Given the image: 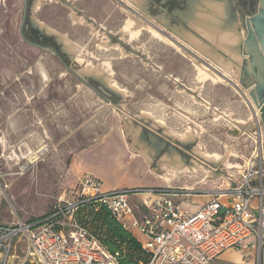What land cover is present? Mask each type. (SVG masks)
Segmentation results:
<instances>
[{"label": "rangeland", "instance_id": "374dc122", "mask_svg": "<svg viewBox=\"0 0 264 264\" xmlns=\"http://www.w3.org/2000/svg\"><path fill=\"white\" fill-rule=\"evenodd\" d=\"M5 1L0 0V220L42 217L91 176L104 192L197 190L196 203L184 205L191 211L208 199L205 192L241 182L264 136L259 111L235 85L246 5L210 0L222 9L220 37L228 38L218 44L192 21L202 0H171L170 5L167 0H107L108 12L97 16L91 10L78 15L60 0H35L32 21L52 34L48 40L60 38L64 63L52 49L21 36L23 0H7L8 6ZM86 1L95 2H75L84 8ZM132 17L140 20L139 36L126 29ZM213 155H220L219 162ZM176 157L183 161L181 171L164 170L163 164ZM139 195L135 202L144 197ZM132 221L131 216L123 220ZM132 232L144 240L139 229Z\"/></svg>", "mask_w": 264, "mask_h": 264}, {"label": "built area", "instance_id": "2783aa9c", "mask_svg": "<svg viewBox=\"0 0 264 264\" xmlns=\"http://www.w3.org/2000/svg\"><path fill=\"white\" fill-rule=\"evenodd\" d=\"M25 173V172H23ZM0 172V208L4 196ZM236 187L208 191L209 199L191 211L197 190L181 187L124 188L104 192L91 176L74 195L60 198L49 212L28 222L0 220V264H120L119 252L107 249L78 218L84 204L104 205L132 231L145 234L141 264H211L226 250L264 264V136L246 162ZM203 192V193H204ZM139 194L140 202L133 199ZM140 196V195H139ZM131 216L132 223L123 222Z\"/></svg>", "mask_w": 264, "mask_h": 264}, {"label": "water", "instance_id": "95a60500", "mask_svg": "<svg viewBox=\"0 0 264 264\" xmlns=\"http://www.w3.org/2000/svg\"><path fill=\"white\" fill-rule=\"evenodd\" d=\"M257 4L256 11L245 18L246 32L240 46L242 58L238 85H235L248 92L259 110L264 132V0H258Z\"/></svg>", "mask_w": 264, "mask_h": 264}, {"label": "trees", "instance_id": "16d2710c", "mask_svg": "<svg viewBox=\"0 0 264 264\" xmlns=\"http://www.w3.org/2000/svg\"><path fill=\"white\" fill-rule=\"evenodd\" d=\"M79 212L81 221L85 220L83 215L89 218L86 223L101 243L110 251L120 253V264H141L148 261V254L142 248V242L132 231L124 228L104 205L96 209L95 204L87 203Z\"/></svg>", "mask_w": 264, "mask_h": 264}, {"label": "flooded vegetation", "instance_id": "af4514ba", "mask_svg": "<svg viewBox=\"0 0 264 264\" xmlns=\"http://www.w3.org/2000/svg\"><path fill=\"white\" fill-rule=\"evenodd\" d=\"M34 1L35 0H23L22 1V8L20 10L21 13L19 14V17H18L22 21L21 25H20L22 27L20 29L21 36L24 37V40L26 42L30 43L31 45H34L37 47L42 46V47H45L48 49H52L55 52V54H57L62 59V61L65 63L64 50L61 48L62 42L60 41V38H58L54 42L48 40L49 38L52 37L49 35H52V34L47 32V29L45 27H41L32 21V10H31V8L33 6ZM75 1L76 0H60V2H63L64 5H66V7L75 11L78 15H82L87 10L88 11L91 10L93 12V14L97 16L98 14H100V12L101 13H103V11L108 12V9H109L107 0H104V1L100 0L99 2H98V0H95V2L90 1L89 3H87V1H86L84 8L81 7V5L80 6L76 5ZM167 1H168L167 5H170L171 0H167ZM253 1L254 0H238L239 4L246 5L247 15L252 14L251 6H252ZM152 2L156 3V0H152ZM9 4H10V2H8L6 0L5 5L8 6ZM70 4L72 5V7L70 6ZM229 6L227 5V10H228ZM129 8H131V7H129ZM229 10H230V7H229ZM229 10H228V16H229V19L231 21L232 20V18H231L232 13H229L230 12ZM134 12L139 14V12H137L136 10H134ZM139 15L141 16V14H139ZM247 15H245V18L247 17ZM7 18L8 19L13 18L12 12L10 14H8ZM89 19L91 20V22L96 27H100V28L104 27V26L100 25L95 18L90 17ZM183 20L185 21V19H183ZM98 79H96V80H98ZM98 82L101 83V81H99V80H98Z\"/></svg>", "mask_w": 264, "mask_h": 264}, {"label": "bare ground", "instance_id": "6f19581e", "mask_svg": "<svg viewBox=\"0 0 264 264\" xmlns=\"http://www.w3.org/2000/svg\"><path fill=\"white\" fill-rule=\"evenodd\" d=\"M194 22H197L198 24L200 23L202 26H199L198 28H204L203 30H205L207 33H210L211 37H212V40L215 41V43H218V44H224L228 38L226 39L225 37H220L221 34H220V29L223 27L224 25V21H223V12H222V9L217 6V5H214L210 0H202L197 9H196V14L195 16L193 17V20ZM126 29L130 32V34L133 35V37L135 35L139 36L138 32L140 31L141 29V23H140V20H138L136 17H132L131 18V22H128L127 24V27ZM142 31V30H141ZM132 37V38H133ZM237 37V36H236ZM235 37V38H236ZM230 38V37H229ZM232 38V37H231ZM238 38V37H237ZM132 40V39H131ZM198 41V40H197ZM241 42H239V44L237 45L236 49L238 48V53L240 54L241 58H242V54L240 53V46L242 44V40H240ZM191 42V41H190ZM231 42V41H230ZM193 44H197L198 46H201L199 45L198 43L194 42L193 41ZM192 45V43H191ZM67 47L69 50L71 51H78L80 50L79 47H75L74 46H70L67 44ZM72 47H74V49H72ZM232 48H234V46H232ZM231 48V49H232ZM241 62V60H240ZM40 70L42 72V74L44 75L45 79L48 80L49 78V75L47 74L45 68L41 65L40 66ZM227 74V73H226ZM222 76L224 77H227L224 73H222ZM220 77V76H219ZM221 78V77H220ZM237 90H240L239 88H237ZM247 92V91H246ZM241 93V92H240ZM248 93V92H247ZM245 97V96H244ZM246 100V98H245ZM257 109V108H256ZM258 110V109H257ZM259 111V110H258ZM143 153H146L144 151H142ZM153 153V152H152ZM150 154V153H149ZM150 156V155H149ZM147 157V156H146ZM151 158V157H150ZM168 159V158H167ZM211 159L213 161H217L219 162V159H220V155H213L211 157ZM165 160V159H164ZM169 163V162H167ZM171 164V163H170ZM164 168V170H168L169 172H180L184 166H183V161L180 157H176L173 161H172V164L171 165H165L163 164L162 166ZM175 168H177L176 170H174ZM188 169V168H187ZM187 169L185 170H182V171H186ZM209 176H213L214 175V172L213 171H208V174ZM167 180H169V178H167Z\"/></svg>", "mask_w": 264, "mask_h": 264}, {"label": "crops", "instance_id": "0c3cea01", "mask_svg": "<svg viewBox=\"0 0 264 264\" xmlns=\"http://www.w3.org/2000/svg\"><path fill=\"white\" fill-rule=\"evenodd\" d=\"M207 195H205L206 197ZM208 197V196H207ZM209 199V198H208ZM134 200V199H133ZM203 200V199H202ZM207 199L201 201L198 205L194 206L193 211L197 210L201 203H203L204 201H206ZM135 201V200H134ZM134 233V232H133ZM135 234V233H134ZM136 235V234H135ZM137 236V235H136ZM137 238L140 240V238L137 236ZM232 250V251H229ZM226 250L222 253V255H220L218 258H216L215 260L212 261L211 264L214 263V261H218L220 263H224V264H256L255 261V252L251 253V257L250 258H246L241 252H239L238 250H233V249H229Z\"/></svg>", "mask_w": 264, "mask_h": 264}]
</instances>
